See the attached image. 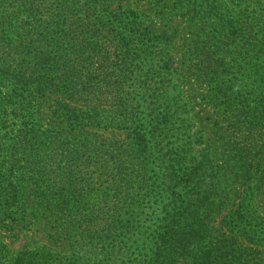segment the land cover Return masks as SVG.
Wrapping results in <instances>:
<instances>
[{
  "label": "trees",
  "instance_id": "trees-1",
  "mask_svg": "<svg viewBox=\"0 0 264 264\" xmlns=\"http://www.w3.org/2000/svg\"><path fill=\"white\" fill-rule=\"evenodd\" d=\"M16 1L0 13V230L46 215L57 233L84 237L68 258L41 249L12 264H264L251 203L261 189L251 180L264 185V18L231 17V0ZM128 2L189 29L187 65L217 112L221 164L172 67L179 22L155 31ZM107 90L123 92L102 117L122 144L92 140L84 121L81 101ZM103 177L117 202L84 203Z\"/></svg>",
  "mask_w": 264,
  "mask_h": 264
},
{
  "label": "rangeland",
  "instance_id": "rangeland-1",
  "mask_svg": "<svg viewBox=\"0 0 264 264\" xmlns=\"http://www.w3.org/2000/svg\"><path fill=\"white\" fill-rule=\"evenodd\" d=\"M233 1L230 5L229 12L231 13V17H236L242 12H257L261 18H264V0H231ZM6 4L10 5L7 8L5 4L0 5V13L4 12H14L18 1L12 0L11 2L5 1ZM128 6L137 9L139 13L143 14L142 19L144 20V25H147L153 28L155 31L158 30H167L168 32H173L174 25L179 22V36H177L175 41V46L172 50V67L177 69H181L182 80L180 83V90L182 92V96L184 101L189 106L190 114L193 117V124L195 126V131L199 136L202 137L204 142L211 148L213 152L214 160L221 164L224 162L222 160V139L220 138V130L219 125H216L215 121L217 119V112L213 107L212 103L206 97L207 88L200 86L197 84V79L193 75V73L188 68L187 57L185 55L186 46L188 40H190L191 35L189 29L186 30L182 21L178 18H174V20L168 24H162L157 20V16L154 15L151 11L150 5H145L141 3H133L128 2ZM0 14V15H1ZM21 17L18 18V15L14 20L10 23L14 25V27L19 26ZM8 23H5V25ZM3 25L0 21V27ZM170 26V27H168ZM173 27V28H172ZM115 43H112L111 46H114ZM110 45H106V47L110 50L113 47H109ZM104 47V46H103ZM102 57V56H101ZM189 70V71H187ZM123 92H112L107 90L103 92V95L96 96L95 93H91L90 96L84 97V101H81L80 104L82 107V113L84 114V121L89 130V134L93 135L91 137L92 140L98 141L101 139L104 140H116L118 143H125L124 140L125 135L124 132L116 129L115 125L106 123L107 128L103 125L104 119L102 117L110 116L111 109L114 105V100L117 96L122 95ZM1 120V119H0ZM48 120H44L40 123L42 128H50L51 125H48ZM55 123L52 124L54 126ZM3 125L8 127L7 123L4 122ZM126 145V144H125ZM124 145V146H125ZM105 177L99 181H95L92 185L91 195H84L83 202L88 204H94L95 206L103 203L102 198L107 199L109 204H114L115 201L111 194L113 191H109L107 188V183L105 181ZM262 183H257L256 180H251V186L254 189L261 187L259 192L255 194L251 200V203L257 213L264 220V185L261 186ZM237 185H233L232 189L236 188ZM130 193H134L133 190H130ZM138 197V196H137ZM143 194H140L139 198H142ZM232 200L230 204H233ZM124 199H122L119 204V210L123 212L125 210L126 204L123 203ZM229 206L224 208L221 211V217L223 218L229 212ZM113 210V209H112ZM119 212V211H118ZM117 212V213H118ZM220 218V219H222ZM218 218V220H220ZM215 221V217L213 218ZM213 221V222H214ZM215 226V223H214ZM53 228H55L51 218L46 215H42L34 220L30 225L27 224L25 226H18L17 229L13 233H7L3 230H0V244L6 245L7 250L9 251V256L6 258L8 253L0 258V264H12L11 259L15 257V255L19 252H24L27 254L36 253L41 249H45L51 253V258L53 260H58L61 258H68L71 255V246H74L76 242L83 239L84 236H81V231L78 230H69L67 235L65 233H57ZM83 232V230H82ZM69 245V246H68Z\"/></svg>",
  "mask_w": 264,
  "mask_h": 264
}]
</instances>
